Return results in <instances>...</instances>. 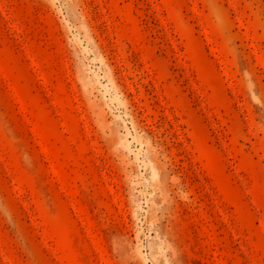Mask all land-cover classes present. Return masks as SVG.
Segmentation results:
<instances>
[{
  "label": "rangeland",
  "instance_id": "obj_1",
  "mask_svg": "<svg viewBox=\"0 0 264 264\" xmlns=\"http://www.w3.org/2000/svg\"><path fill=\"white\" fill-rule=\"evenodd\" d=\"M0 264H264V0H0Z\"/></svg>",
  "mask_w": 264,
  "mask_h": 264
}]
</instances>
